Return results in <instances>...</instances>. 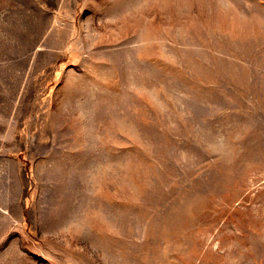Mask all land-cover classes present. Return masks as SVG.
Segmentation results:
<instances>
[{"label":"rangeland","instance_id":"obj_1","mask_svg":"<svg viewBox=\"0 0 264 264\" xmlns=\"http://www.w3.org/2000/svg\"><path fill=\"white\" fill-rule=\"evenodd\" d=\"M0 264H264V0H0Z\"/></svg>","mask_w":264,"mask_h":264}]
</instances>
